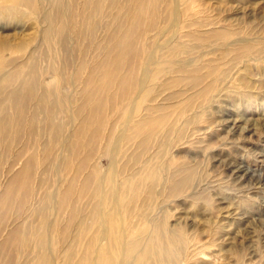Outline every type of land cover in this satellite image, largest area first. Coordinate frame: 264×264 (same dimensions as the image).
<instances>
[{
  "label": "bare ground",
  "instance_id": "obj_1",
  "mask_svg": "<svg viewBox=\"0 0 264 264\" xmlns=\"http://www.w3.org/2000/svg\"><path fill=\"white\" fill-rule=\"evenodd\" d=\"M165 1L169 4L168 0H108L107 11L105 0H0L1 29L23 21V27L30 25L40 36L29 50L32 37L19 38L14 44L11 37L0 35V171L11 157L35 155L39 146L36 154L44 162L56 155L73 158L85 150L97 137V130L89 129L90 119L83 117L82 130L73 135L66 132L62 115L69 111L68 104L73 108L74 94L82 102L75 110L91 117L95 92L107 89L111 93L115 181L109 180L110 192L104 197L113 209L103 214L101 201L95 217L101 220L98 233L102 240L108 237L107 245L120 253L119 264H264V251L259 252L263 246L239 248L233 235L229 239L234 253L229 245L221 252L227 241L223 238L226 228L219 220L202 213L188 223L186 217L178 216L176 207L185 201L197 210L213 209L221 216L211 194L215 186L220 192H233L243 214L262 206L257 198L238 195L248 189L232 190L223 179L216 183L205 164L193 158L178 159L174 153L175 148L193 144L190 137L197 132V123L209 120L207 110L220 105L224 91L239 97L251 87V61L257 69L264 67V37L243 38L229 23L199 17L205 12L201 0H172L170 11L162 8ZM192 3L198 7L193 13L188 10ZM97 16V22H90ZM88 24L90 29L83 34ZM100 26L103 35L99 38L96 30ZM86 36L90 44L79 50ZM66 38L76 42L73 55L79 51V61L74 58L67 80L64 67L55 65L56 59L42 67L34 58L42 45L51 46L53 41L59 54ZM215 51L222 57L219 53V58H206ZM91 52L101 53L100 63L92 68ZM29 60L34 62L27 65ZM230 81V87L240 86L243 91L227 87ZM69 86L72 90L68 92ZM91 95L92 100H82ZM12 147L18 150L13 153ZM29 177L24 170L18 171L3 189L0 205L24 207L23 199H9V191L17 186L35 190ZM260 222L264 230V221ZM39 235L43 249L35 264H50L49 244ZM89 246L87 257L78 264H107L97 252L102 254L109 246L97 245L92 251Z\"/></svg>",
  "mask_w": 264,
  "mask_h": 264
},
{
  "label": "rangeland",
  "instance_id": "obj_2",
  "mask_svg": "<svg viewBox=\"0 0 264 264\" xmlns=\"http://www.w3.org/2000/svg\"><path fill=\"white\" fill-rule=\"evenodd\" d=\"M201 1V8H205V12L203 15L201 12L199 17L215 19L218 21L217 24L229 23L232 25L231 29L233 28L235 32L240 33V36L244 34L243 38L264 37V0ZM165 2L162 4V8L170 11L172 0H168L169 4L166 2V5ZM196 3L199 4L198 1ZM105 4H107L108 11V0H105ZM190 6L191 8L188 10L192 13L198 9L193 3ZM33 19L34 16L30 17V20L33 21ZM99 19L98 16L93 17L90 22H97ZM27 20L25 18V24ZM43 25H46V23ZM29 26L23 27V21L22 23L18 21L7 30L0 28V35H6V39L11 37L10 42L14 44L17 43L19 38L28 39L30 37L31 40L32 37L33 39L28 47L30 50L38 43L40 36L36 29H31ZM37 26L40 27V25ZM89 29L90 26L86 27L83 34H86ZM108 29L109 27H107ZM110 31H113V29ZM96 32L100 38L103 35V28L100 26ZM87 36L89 37V35ZM87 36L83 42L81 41L82 45L78 46L79 50L87 48V42L90 44ZM236 37L237 35H234L230 40ZM48 45H42L41 50L34 54V58L39 59L36 60L39 66H47L48 61L53 62L56 59L55 65L64 67L65 80L70 79V75H72L70 70L74 58L79 61V51L75 55L72 53V48L76 46L75 40L71 38L66 42V45H62L59 54L54 51V48L58 47L55 45V41L52 42L51 46ZM108 46L113 47L109 41ZM52 47L53 51L51 50ZM213 53L214 56L209 54L206 58L222 57L219 51ZM97 54L98 56H95L94 52L88 53L90 68H92V65L100 63L101 58L99 56H101V53L98 52ZM33 62L29 60L27 65ZM80 62L82 63V58ZM254 62L251 61L253 67ZM253 67L251 69V87L239 94V97L235 93L227 96V92L224 91L220 105L213 104L210 106L211 109L207 110L206 117L209 120L203 118L200 123H197L198 130L190 137L195 141H193L194 145L187 144L174 149L178 159L193 158L205 164L207 172L214 177L216 183L223 179L230 183L232 190L248 189L247 192L244 190L245 194L241 192L238 195L257 198L262 206L259 210L248 209L243 214L242 206L238 207V197L230 191L220 192L218 186H215L211 194H214V199L217 200L215 209H220L221 216L216 215L217 211L213 209H208L209 211L205 212L197 210L195 206L192 207L186 201L176 207L178 216H183V219L186 217L188 223L193 219V216H196L198 220L199 215L202 213L207 214L209 218L219 220L217 222L226 228L223 231L225 233L223 238H226L227 241L223 242L225 246L222 247L221 252H224L225 247L228 245L233 250L229 239L231 235H233V238L236 237L235 242L239 244V248L244 246H252L253 248L258 245L263 246L259 252L263 253L264 251V230L260 227L262 223H258L259 219L264 221L262 219L264 217V67L258 68L259 71L256 67ZM87 75L88 72L83 74L85 77ZM231 83L232 81L227 84V87H230ZM77 86H82V83H78ZM72 87L67 91H71ZM230 88L241 89L240 86L236 87L235 85ZM241 91L243 90L241 89ZM248 92L251 93V97H248ZM110 94L107 89L100 90L98 93L95 92L97 102L91 107L94 113L91 117L89 113L75 110L76 107L81 106L82 102L77 99V95L75 98V95L71 94V99L75 101L73 108L69 109L68 104L69 111L62 115L66 132H72L73 135H76V132L82 130L85 118H88V121L90 119L89 129L97 130L95 141L90 142L85 150L81 149L80 153L75 154L73 158L71 156L67 157L64 153L63 157L56 155L52 160L48 159L47 162H44L42 157L36 154L40 153L41 148L39 146V150L36 153L34 152L35 155L32 153L27 154L24 158L21 157L18 160L11 157L8 159V163L4 165V171H0V199H2L4 193L3 189L9 183H12V178L18 171L24 170L26 175L29 174V178H32L30 183L35 186V190L29 189V192L23 190L20 186L11 188L9 191V199L13 202L19 198L23 199L25 202L24 207L21 205H0V264H35L39 258V253L43 249L39 244L40 233H42V237L46 238L45 242L49 244V249L46 252L51 256L50 264H78L82 257H87L89 245L91 251L93 247L97 248V245L102 244L104 248L109 246L107 245L110 241L109 238L106 237V240H102L98 233L101 220L95 217L97 216L95 209L97 210V204L101 201L103 202V214L105 211L108 212L113 209L110 201H106L104 197L105 194L107 195L110 192L109 180L113 179L115 181ZM93 97V95L87 98L83 97L82 100L88 102ZM71 99H69L70 103ZM84 107L89 109L87 103L84 104ZM87 109L82 111L86 112ZM110 119L111 126H109ZM42 121H40V124ZM12 149L13 153L18 150L16 147H12ZM65 150H69V147L67 146ZM89 154L92 157L87 162L86 159L90 156ZM31 155L34 156L32 160L30 159ZM85 164L88 165L86 169ZM36 167L37 171H35ZM215 191H217L216 194ZM212 195L211 197H213ZM222 216H226V218L224 219ZM113 251L109 246V249L106 248L102 254L97 252V256H104V261L106 260L107 264H110L112 260L115 261L114 264H119L120 253ZM112 252L115 254H112ZM232 256L234 255H230V258ZM220 258L222 257L220 256Z\"/></svg>",
  "mask_w": 264,
  "mask_h": 264
}]
</instances>
